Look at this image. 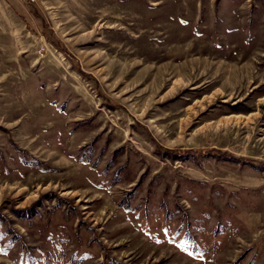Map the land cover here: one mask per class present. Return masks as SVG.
Wrapping results in <instances>:
<instances>
[{"label": "rangeland", "instance_id": "374dc122", "mask_svg": "<svg viewBox=\"0 0 264 264\" xmlns=\"http://www.w3.org/2000/svg\"><path fill=\"white\" fill-rule=\"evenodd\" d=\"M0 264H264V0H0Z\"/></svg>", "mask_w": 264, "mask_h": 264}]
</instances>
